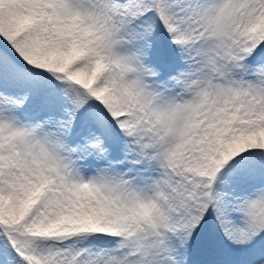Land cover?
I'll use <instances>...</instances> for the list:
<instances>
[{
  "label": "snow or ice",
  "instance_id": "1",
  "mask_svg": "<svg viewBox=\"0 0 264 264\" xmlns=\"http://www.w3.org/2000/svg\"><path fill=\"white\" fill-rule=\"evenodd\" d=\"M0 264H264V0H0Z\"/></svg>",
  "mask_w": 264,
  "mask_h": 264
}]
</instances>
